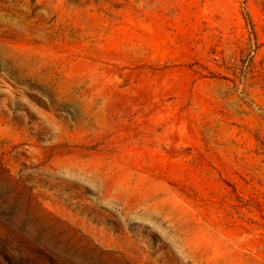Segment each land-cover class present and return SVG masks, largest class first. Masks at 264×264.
<instances>
[{
  "label": "rangeland",
  "instance_id": "1",
  "mask_svg": "<svg viewBox=\"0 0 264 264\" xmlns=\"http://www.w3.org/2000/svg\"><path fill=\"white\" fill-rule=\"evenodd\" d=\"M0 264H264V0H0Z\"/></svg>",
  "mask_w": 264,
  "mask_h": 264
}]
</instances>
